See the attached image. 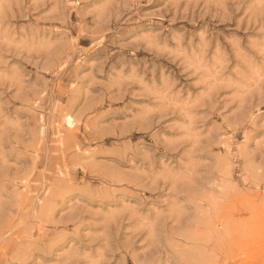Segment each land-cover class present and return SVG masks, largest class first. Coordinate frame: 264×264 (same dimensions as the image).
<instances>
[{"label":"rangeland","instance_id":"rangeland-1","mask_svg":"<svg viewBox=\"0 0 264 264\" xmlns=\"http://www.w3.org/2000/svg\"><path fill=\"white\" fill-rule=\"evenodd\" d=\"M152 261L264 264V0H0V264Z\"/></svg>","mask_w":264,"mask_h":264},{"label":"bare ground","instance_id":"bare-ground-1","mask_svg":"<svg viewBox=\"0 0 264 264\" xmlns=\"http://www.w3.org/2000/svg\"><path fill=\"white\" fill-rule=\"evenodd\" d=\"M242 205V204H241ZM234 206V205H233ZM233 206H231V207H233ZM245 206V205H244ZM236 208V207H235ZM251 209V208H250ZM256 209V208H255ZM255 214V212H252V214ZM259 213V212H258ZM257 213V214H258ZM225 216H227V214L225 215ZM220 217H222V216H220ZM257 217V216H256ZM223 218H224V216H223ZM258 219V218H257ZM242 221V220H241ZM229 224H231V223H228L227 225H224V230L227 232L230 228H231V225H229ZM248 228V227H247ZM156 262V261H155ZM153 263V261L150 263V264H152Z\"/></svg>","mask_w":264,"mask_h":264}]
</instances>
